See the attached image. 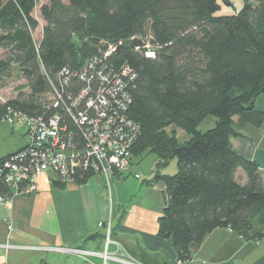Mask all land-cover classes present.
Returning <instances> with one entry per match:
<instances>
[{
    "label": "trees",
    "instance_id": "trees-1",
    "mask_svg": "<svg viewBox=\"0 0 264 264\" xmlns=\"http://www.w3.org/2000/svg\"><path fill=\"white\" fill-rule=\"evenodd\" d=\"M241 1L232 14L216 15L228 0H0V80L16 66L28 89L0 102V120L8 110L51 115L45 99L58 73L78 71L107 45L121 43L111 60L137 74L127 110L141 129L132 157H156L153 180L166 186L158 236L171 241L182 264L191 259L190 244L218 228L245 242L264 239L261 170L229 144L237 136L233 118L238 126L264 123V113L255 110L264 94V0ZM134 36L151 38L155 59L128 47ZM209 116L214 126L200 132ZM174 129L188 139L180 141ZM174 159L177 172L161 175ZM10 195L0 176V197Z\"/></svg>",
    "mask_w": 264,
    "mask_h": 264
},
{
    "label": "crops",
    "instance_id": "crops-1",
    "mask_svg": "<svg viewBox=\"0 0 264 264\" xmlns=\"http://www.w3.org/2000/svg\"><path fill=\"white\" fill-rule=\"evenodd\" d=\"M255 110L264 113V94L257 98ZM215 121L214 118L208 122L214 126ZM232 121L237 136L229 137L231 148L258 165L264 182V123L256 128L250 124L238 126L237 118ZM5 122L0 120V137L5 135ZM197 129L204 131L199 126ZM13 132H8V139ZM186 139L187 135L183 141ZM8 144V141L0 143V158L20 150L26 142L11 150L6 148ZM135 158L139 169L132 167V157L128 171L114 177L108 188L99 175L62 188L43 177L34 193L14 195L0 202V264H98L99 258L86 261L70 253L38 249L80 247L101 252L105 230L99 223L108 221L114 227L111 238L116 243L110 246L111 252L120 250L140 264H174L176 253L171 241L158 236L166 186L153 180L156 157L145 153ZM146 161L148 165L143 166ZM140 169L148 175L141 181L137 172ZM176 172L175 159L160 170L161 175ZM127 176L133 179L125 186ZM189 251L191 259L184 264H264V239L245 242L225 228L213 230L201 244H190Z\"/></svg>",
    "mask_w": 264,
    "mask_h": 264
},
{
    "label": "built area",
    "instance_id": "built-area-1",
    "mask_svg": "<svg viewBox=\"0 0 264 264\" xmlns=\"http://www.w3.org/2000/svg\"><path fill=\"white\" fill-rule=\"evenodd\" d=\"M132 40L141 43L132 50L155 59L158 47L151 38L134 36L129 39ZM119 46L121 43L107 45L100 55L88 58L78 71L63 68L58 73L56 84L51 83L45 99L46 109L54 111L51 115L27 117L8 110L4 121L24 124L26 144L0 165V176L11 192L8 197H0V202L14 195L34 193L43 177L49 183L64 186L78 183L85 176L99 175L108 188L114 177L128 171L131 150L141 129L127 115L131 104L129 86L137 74L127 64L118 67L111 60ZM99 227L105 230L101 252L81 248L38 250L66 252L86 261L99 258L98 264H140L120 250H109L116 245L111 238L112 222L99 223Z\"/></svg>",
    "mask_w": 264,
    "mask_h": 264
},
{
    "label": "rangeland",
    "instance_id": "rangeland-1",
    "mask_svg": "<svg viewBox=\"0 0 264 264\" xmlns=\"http://www.w3.org/2000/svg\"><path fill=\"white\" fill-rule=\"evenodd\" d=\"M47 0H43V2H46ZM231 5V6H230ZM242 5V1L241 0H228L227 4H223L221 3V10L218 11L216 13V15H224V14H232L234 12L235 9H239ZM34 15L36 17L37 16V10H35ZM38 34H40L39 32H36L33 34V39L35 41L38 42ZM5 52L2 51L0 49V59H2L4 57ZM25 80L21 78L20 73L18 72V68L16 66L13 67L12 71H11V75L9 78L6 79H2L0 80V102H4V101H8L16 96H18V94H27L28 93V89L26 90L24 88L25 85ZM21 91V92H20ZM212 119H214V117H207L206 120L204 119L203 122L199 125V128H202L205 132V129L208 128L207 130L211 129V127L213 125H211L208 121H212ZM4 133L5 135H3V137H0V143H5V142H9L8 146H6V148H9L11 150L14 149L20 142L21 144L24 143V141L26 142V138H24L23 134L25 133V126L23 123L14 120L13 125L11 126V124H8L7 122L4 123ZM176 138H178L180 141H183L184 136L186 137L187 134H185V132H183L180 129H174ZM206 130V131H207ZM10 131H14L13 132V136L11 138H7L8 137V132ZM172 131V127H167L166 128V132L170 133ZM17 134L18 137H15ZM21 134L23 137H21ZM138 159L134 157L133 159V168L136 169V167L139 169L138 163L137 162ZM148 165V161H146V163L143 166ZM168 170V169H167ZM139 176L141 177V179L139 181H141L143 178H146L148 175H146V173H144L142 171V169H140L139 171H137ZM126 184L125 186L128 185V183H130V181L133 179L130 176L126 177ZM238 181L240 183L244 182V175L243 174H238L237 177ZM131 185V184H129Z\"/></svg>",
    "mask_w": 264,
    "mask_h": 264
},
{
    "label": "water",
    "instance_id": "water-1",
    "mask_svg": "<svg viewBox=\"0 0 264 264\" xmlns=\"http://www.w3.org/2000/svg\"><path fill=\"white\" fill-rule=\"evenodd\" d=\"M141 43H140V41L139 40H132V41H130L129 42V44H128V47L130 48V49H133V48H135V47H137V46H139ZM121 48H122V46H119L118 48H117V53L121 50Z\"/></svg>",
    "mask_w": 264,
    "mask_h": 264
}]
</instances>
